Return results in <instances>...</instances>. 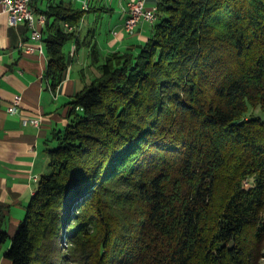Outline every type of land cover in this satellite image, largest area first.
Instances as JSON below:
<instances>
[{
	"label": "trees",
	"instance_id": "obj_1",
	"mask_svg": "<svg viewBox=\"0 0 264 264\" xmlns=\"http://www.w3.org/2000/svg\"><path fill=\"white\" fill-rule=\"evenodd\" d=\"M29 6L44 15L54 90L85 9ZM155 13L135 51L99 62L87 43L99 73L68 102L11 235L0 214L9 264H257L264 0H158Z\"/></svg>",
	"mask_w": 264,
	"mask_h": 264
},
{
	"label": "crops",
	"instance_id": "obj_2",
	"mask_svg": "<svg viewBox=\"0 0 264 264\" xmlns=\"http://www.w3.org/2000/svg\"><path fill=\"white\" fill-rule=\"evenodd\" d=\"M65 1L79 8L88 2V9L82 15L75 36L66 42L67 48L64 51L68 60L67 66L54 90L44 77L48 62L44 43L46 33L41 31H45L44 22L40 29L42 39L32 40L30 29L25 23L11 25L6 16L0 14L2 224L9 214V202H19L23 197L29 201L38 177L47 170V156L44 151L47 142L54 132L63 129L66 124L68 102L86 84L85 81H88L89 66L95 65L97 69V65L91 62L90 46L87 43L90 41L95 45L100 62L113 51L137 50L150 34V23L145 21H139L131 32L123 31L125 15L122 5H125L126 0H97L94 4L91 0ZM103 15L109 17L104 34L100 27ZM81 83L84 84L82 87ZM15 100L16 110L8 111V106ZM31 117L39 118L38 126L26 121ZM17 224H9V235L14 232Z\"/></svg>",
	"mask_w": 264,
	"mask_h": 264
},
{
	"label": "built area",
	"instance_id": "obj_3",
	"mask_svg": "<svg viewBox=\"0 0 264 264\" xmlns=\"http://www.w3.org/2000/svg\"><path fill=\"white\" fill-rule=\"evenodd\" d=\"M152 7H147L145 0H127L124 13V20L122 27L128 32V26L131 19H139L144 21H154ZM0 14H4L9 24L23 22L30 29V37L32 40L41 38V25L44 22L43 15H37L29 6V0H0ZM17 107V100L13 101L8 106V111H15ZM27 122L33 125H39L38 117H31L26 119Z\"/></svg>",
	"mask_w": 264,
	"mask_h": 264
},
{
	"label": "rangeland",
	"instance_id": "obj_4",
	"mask_svg": "<svg viewBox=\"0 0 264 264\" xmlns=\"http://www.w3.org/2000/svg\"><path fill=\"white\" fill-rule=\"evenodd\" d=\"M96 1L97 0H91V2L93 4L96 3ZM145 4H146L147 7L156 6V2L154 0L152 2H148V0H145ZM82 8L85 9V10L88 9V2H86V4H83ZM125 8H126V3H125V5H122L123 12L125 11ZM140 21L142 22L144 20H140ZM138 22H136L130 29H128V32H131L134 29V26ZM145 22H149L150 25H151L153 21L152 22L151 21H145ZM108 24H109L108 15L107 16L103 15L102 18H101V22H100V27H101L102 34L105 33ZM64 26L67 27V29H71V27L68 26V25L64 24ZM123 31H124V29H123ZM64 48L65 49L67 48V43L64 44ZM122 51H126V50H119L118 52H122ZM89 67H90V72H89L88 81H90V79H92L95 75H97L99 73L98 70L96 69L95 65H91ZM88 81H85V82L87 83ZM83 85L84 84L81 83L80 87H82ZM252 111H254L255 113L256 112L258 113L259 112V105L256 106L255 108L249 109V112H252ZM245 184H246V182H245ZM9 203H10L9 214H8L7 218L5 219V222L3 224H1L2 228L6 232H9V230H10V225H9L10 223L15 225L23 218V216L25 214V207L24 206L28 203V200H27L26 197H23V198H21V200L19 202H9ZM9 243H10V237H7L6 240L4 242H2L1 245H0V264H9V261L3 256V252L9 246ZM256 263L257 264H264V238H262L260 243H259L258 256L256 257Z\"/></svg>",
	"mask_w": 264,
	"mask_h": 264
},
{
	"label": "bare ground",
	"instance_id": "obj_5",
	"mask_svg": "<svg viewBox=\"0 0 264 264\" xmlns=\"http://www.w3.org/2000/svg\"><path fill=\"white\" fill-rule=\"evenodd\" d=\"M155 11H156V6H154V9H153V17L154 18H156V13H155ZM139 21V19H131V21H130V25L128 26V29H130L136 22H138ZM152 22V21H151ZM65 25H67V24H65ZM40 39H42V37L41 38H37V40H40Z\"/></svg>",
	"mask_w": 264,
	"mask_h": 264
}]
</instances>
